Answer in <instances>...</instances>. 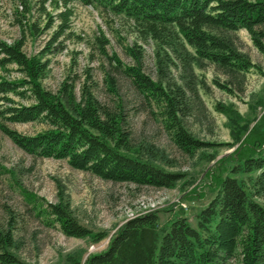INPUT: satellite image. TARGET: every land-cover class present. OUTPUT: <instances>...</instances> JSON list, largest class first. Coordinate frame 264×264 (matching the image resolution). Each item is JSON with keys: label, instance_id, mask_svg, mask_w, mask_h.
I'll return each mask as SVG.
<instances>
[{"label": "trees", "instance_id": "1", "mask_svg": "<svg viewBox=\"0 0 264 264\" xmlns=\"http://www.w3.org/2000/svg\"><path fill=\"white\" fill-rule=\"evenodd\" d=\"M77 2L124 16L143 40L163 49L157 81L144 73L141 53L131 50L136 65L125 67L108 55L105 38L96 39L114 70L130 81L145 104L155 107L174 146L189 158L211 162L218 156V145L199 139L187 127L202 102L200 90H209L194 67L204 70L213 65L225 76L224 81H215L220 89L243 94L245 75L253 64L229 33L247 31L264 56V0H36L33 4L21 0L18 38L9 42L0 37V130L16 146L36 158L66 161L106 182L176 188L187 174L175 171L178 161L167 150L136 139L118 81L111 74L106 78L114 96L111 104L99 100L94 83L85 84L80 92L68 81L57 91L44 86L51 57L65 49L66 41L82 39L72 26ZM35 8L37 19H27L35 15ZM51 30L39 53L25 52L29 34L36 40ZM170 68L182 71L180 79L170 76ZM251 102L264 105V99ZM221 111L241 145L223 160L230 168L226 175L214 177L216 195L196 215V227L182 214L162 225L157 212L147 213L123 224L105 251L85 259L87 249L81 248L67 254L63 264H264V117L250 129V121L232 107L223 106ZM14 124L40 125L43 130L24 135L10 128ZM245 133L248 136L242 140ZM38 214L57 224L67 237L97 244L108 236L79 222L64 190L56 203H48ZM16 222L12 216L0 223V264H28L21 257L23 240Z\"/></svg>", "mask_w": 264, "mask_h": 264}, {"label": "rangeland", "instance_id": "2", "mask_svg": "<svg viewBox=\"0 0 264 264\" xmlns=\"http://www.w3.org/2000/svg\"><path fill=\"white\" fill-rule=\"evenodd\" d=\"M29 1L33 4L36 0ZM20 7L21 0H0L2 39L11 42L18 38L17 11H21ZM73 7V30L82 39L66 41L65 49L51 57V69L44 86L57 91L63 82L68 81L80 92L85 84L94 83L99 100L111 104L114 96L106 81L107 75L111 74L118 81L136 139L150 140L167 150L178 161L175 171L186 173L187 178L176 188L162 190L106 182L73 169L66 161L31 156L0 130V223L5 224L12 216L16 218L17 234L23 240L21 257L28 264H63L67 254L81 248L87 249L85 259L90 254L103 252L123 224L142 214L157 212L162 225L182 214L196 227V215L216 195L214 177L219 173L226 175L230 163L224 161L241 145V142H235L230 119L221 107H232L243 120L250 121V129L264 117V105L251 102L264 99V56L247 31L229 33L253 64L245 75V91L231 94L220 89L215 81H224L225 76L211 64L204 70L194 67L196 76L208 85L209 90H200L202 102L187 120V127L199 139L217 144L218 156L211 162L187 157L174 146L155 107L145 104L136 95L130 81L114 70L108 58L100 52L96 39L105 38L109 43L108 55L117 57L125 67L136 65L131 50L141 53L144 73L157 81L161 74L158 55H164L163 49L150 39L143 40L133 22L124 16L106 14L79 2ZM33 13L35 15L27 16V19L36 20V8ZM52 33L53 30L48 31L37 36L40 38L36 40L29 34L25 52L28 55L39 53ZM169 73L174 79L183 75L177 68H170ZM10 128L24 135L43 130V126L33 124H14ZM248 133L243 134L242 140ZM61 190L70 198L79 222L94 233H107L106 239L92 244L88 239L67 237L57 224L46 216H39L40 209L45 210L48 203L57 202ZM33 201L37 203V209H34Z\"/></svg>", "mask_w": 264, "mask_h": 264}, {"label": "built area", "instance_id": "3", "mask_svg": "<svg viewBox=\"0 0 264 264\" xmlns=\"http://www.w3.org/2000/svg\"><path fill=\"white\" fill-rule=\"evenodd\" d=\"M154 210V209H153ZM142 215H144V214H142ZM138 216H141V215H138ZM137 217V216H136Z\"/></svg>", "mask_w": 264, "mask_h": 264}]
</instances>
